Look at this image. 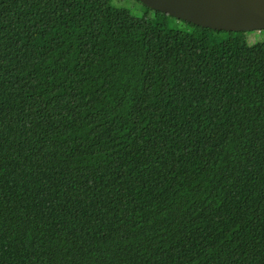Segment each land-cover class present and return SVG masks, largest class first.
<instances>
[{"label": "trees", "instance_id": "16d2710c", "mask_svg": "<svg viewBox=\"0 0 264 264\" xmlns=\"http://www.w3.org/2000/svg\"><path fill=\"white\" fill-rule=\"evenodd\" d=\"M183 22L0 0V264H264V40Z\"/></svg>", "mask_w": 264, "mask_h": 264}, {"label": "water", "instance_id": "95a60500", "mask_svg": "<svg viewBox=\"0 0 264 264\" xmlns=\"http://www.w3.org/2000/svg\"><path fill=\"white\" fill-rule=\"evenodd\" d=\"M143 5L202 28L264 30V0H137Z\"/></svg>", "mask_w": 264, "mask_h": 264}, {"label": "rangeland", "instance_id": "374dc122", "mask_svg": "<svg viewBox=\"0 0 264 264\" xmlns=\"http://www.w3.org/2000/svg\"><path fill=\"white\" fill-rule=\"evenodd\" d=\"M114 5L122 8H126L129 10L133 15L140 16L146 12L153 17L159 19L165 26L168 27H174V28H187L188 25H185L183 21L178 20V19H172L169 17H165L162 15H157L152 12L148 11L147 7L143 5L141 2L137 0H113ZM190 28V27H189ZM194 37L197 39H202L203 36L205 35L203 30L201 29H194ZM215 39L217 40H223L228 38L229 34L227 32H221V33H215ZM246 38L249 42H257V41H262L264 40V30L258 31H248L246 32Z\"/></svg>", "mask_w": 264, "mask_h": 264}]
</instances>
